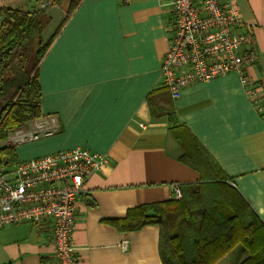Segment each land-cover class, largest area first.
<instances>
[{"label":"crops","instance_id":"0c3cea01","mask_svg":"<svg viewBox=\"0 0 264 264\" xmlns=\"http://www.w3.org/2000/svg\"><path fill=\"white\" fill-rule=\"evenodd\" d=\"M232 1L255 37L258 60L246 71L255 97L231 73L189 86L177 100L167 89L152 114L147 98L164 92L170 50L166 0H82L41 63V110L57 115L61 130L16 147L19 161L76 147L108 156L77 204L73 240L82 264H163L158 225L125 232L110 221L173 199L176 184L203 180L180 160L169 110L264 220V0ZM51 231L50 220L0 228V264H56ZM239 247L216 264L243 262Z\"/></svg>","mask_w":264,"mask_h":264},{"label":"trees","instance_id":"16d2710c","mask_svg":"<svg viewBox=\"0 0 264 264\" xmlns=\"http://www.w3.org/2000/svg\"><path fill=\"white\" fill-rule=\"evenodd\" d=\"M61 1L56 0L54 5ZM81 1L70 0L63 24L46 40L43 35L51 22L46 15L49 8L24 11L0 7V143L9 133L43 116L41 63ZM167 89L162 86V94H149L153 115ZM168 112L170 131L183 150L180 160L199 171L203 180L180 185V199L137 206L110 223L125 232L158 225L163 264H216L239 246L249 253L240 264H264V220L230 184L229 177L190 129L174 122L175 114ZM19 162L16 147L0 148L2 167L11 169Z\"/></svg>","mask_w":264,"mask_h":264},{"label":"built area","instance_id":"2783aa9c","mask_svg":"<svg viewBox=\"0 0 264 264\" xmlns=\"http://www.w3.org/2000/svg\"><path fill=\"white\" fill-rule=\"evenodd\" d=\"M131 3L132 0H120ZM170 8V50L162 62V83L172 98L194 84L231 73L239 75L252 97L255 83L247 69L258 60L254 35L246 29L232 0H166ZM56 0H40L47 9ZM61 130L57 115L49 114L9 133L4 146L18 147L51 137ZM0 143V144H2ZM108 164V156L76 147L20 161L13 168L0 165V228L50 220L56 264H82L73 235L77 204L87 193L91 177ZM172 195H183L179 184ZM128 241L122 243L127 248Z\"/></svg>","mask_w":264,"mask_h":264},{"label":"rangeland","instance_id":"374dc122","mask_svg":"<svg viewBox=\"0 0 264 264\" xmlns=\"http://www.w3.org/2000/svg\"><path fill=\"white\" fill-rule=\"evenodd\" d=\"M69 3L70 0H63L58 6L55 7L53 6L49 8L48 13L46 12V15L49 16L50 14L52 20L45 29L43 35L45 40L50 38V36L55 32V30L58 29L59 26L62 24L65 15L67 14L68 11ZM0 7H12V8H19L24 11H34L40 8V0H0ZM1 23H2V19H0V26ZM0 110H1V103H0ZM3 143L0 144V148L5 147ZM239 250H243L245 252L246 257H248L249 255L248 251L242 246L239 247L238 251H236L235 253L236 257H238Z\"/></svg>","mask_w":264,"mask_h":264}]
</instances>
